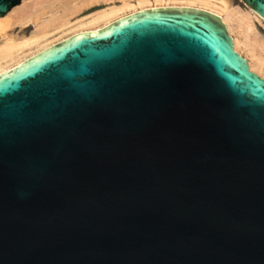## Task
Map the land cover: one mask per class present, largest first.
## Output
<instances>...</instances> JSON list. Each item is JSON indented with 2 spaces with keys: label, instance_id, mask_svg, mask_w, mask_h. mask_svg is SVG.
Returning <instances> with one entry per match:
<instances>
[{
  "label": "water",
  "instance_id": "95a60500",
  "mask_svg": "<svg viewBox=\"0 0 264 264\" xmlns=\"http://www.w3.org/2000/svg\"><path fill=\"white\" fill-rule=\"evenodd\" d=\"M0 264H264V77L220 16L139 11L0 75Z\"/></svg>",
  "mask_w": 264,
  "mask_h": 264
},
{
  "label": "bare ground",
  "instance_id": "6f19581e",
  "mask_svg": "<svg viewBox=\"0 0 264 264\" xmlns=\"http://www.w3.org/2000/svg\"><path fill=\"white\" fill-rule=\"evenodd\" d=\"M22 0L0 17V75L28 58L72 36L99 31L136 12L155 8H197L222 18L236 50L243 52L252 71L264 77V38L248 15L229 9L225 0ZM243 1V0H242ZM244 2V1H243ZM108 5L107 8L91 10ZM243 50V51H242Z\"/></svg>",
  "mask_w": 264,
  "mask_h": 264
},
{
  "label": "rangeland",
  "instance_id": "374dc122",
  "mask_svg": "<svg viewBox=\"0 0 264 264\" xmlns=\"http://www.w3.org/2000/svg\"><path fill=\"white\" fill-rule=\"evenodd\" d=\"M227 3H228V5L227 6H229V9H232V8H237V9H239V10H241L242 12H244V13H246V14H248V15H251V11H250V8H249V6L245 3V2H243L242 0H225ZM218 2H220L219 0H218ZM22 3V2H21ZM20 3V4H21ZM19 4V5H20ZM19 5H17V6H19ZM17 6H15V7H17ZM14 7V8H15ZM108 7V5H99V6H97V7H94L92 10H91V12L92 11H96V10H99V9H103V8H107ZM252 22H253V24L255 25V27H256V30H258V32L264 37V21H262V20H260V19H258V18H256V17H254V15H252ZM232 35V34H231ZM232 37H233V35H232ZM260 42H264V38H262V40L260 41ZM235 46V45H234ZM236 49V48H235ZM238 51V50H237ZM243 51V50H242ZM239 52V51H238ZM240 54H242L244 57H245V54L243 53V52H239ZM246 58V57H245ZM247 59V58H246ZM248 60V59H247ZM260 75V74H259Z\"/></svg>",
  "mask_w": 264,
  "mask_h": 264
}]
</instances>
